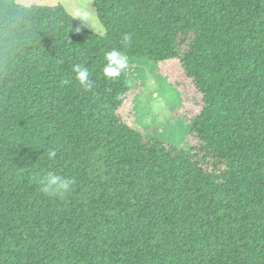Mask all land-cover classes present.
Instances as JSON below:
<instances>
[{
	"label": "trees",
	"instance_id": "obj_1",
	"mask_svg": "<svg viewBox=\"0 0 264 264\" xmlns=\"http://www.w3.org/2000/svg\"><path fill=\"white\" fill-rule=\"evenodd\" d=\"M94 6L104 32L76 31L62 4L0 0V264H264V0ZM112 49L178 62L201 99L195 145L123 120ZM48 171L71 193L42 192Z\"/></svg>",
	"mask_w": 264,
	"mask_h": 264
},
{
	"label": "rangeland",
	"instance_id": "obj_2",
	"mask_svg": "<svg viewBox=\"0 0 264 264\" xmlns=\"http://www.w3.org/2000/svg\"><path fill=\"white\" fill-rule=\"evenodd\" d=\"M23 6L62 4L71 14L83 3L95 13V23H82L80 30L104 32L96 14L94 0H5ZM127 78L131 90L119 113L124 121L143 136H156L187 149L195 145L189 135L190 118L200 109L201 99L175 60L155 64L146 59L127 58Z\"/></svg>",
	"mask_w": 264,
	"mask_h": 264
},
{
	"label": "clouds",
	"instance_id": "obj_3",
	"mask_svg": "<svg viewBox=\"0 0 264 264\" xmlns=\"http://www.w3.org/2000/svg\"><path fill=\"white\" fill-rule=\"evenodd\" d=\"M74 17L80 18L82 23L90 25L95 23V13L88 9L85 4H81L73 13ZM79 31L80 29H75ZM127 43L131 37L125 34L123 37ZM106 63L103 66V74L107 78L115 79L120 76L121 72L127 67L128 61L123 52L119 49H112L105 54ZM76 80L79 81L85 90L92 88V81L89 76V71L86 67L77 64L73 67ZM50 159L56 157V151L50 150L47 153ZM40 190L52 197H64L71 193L75 180L70 177H65L57 174L54 171H48L38 181Z\"/></svg>",
	"mask_w": 264,
	"mask_h": 264
}]
</instances>
